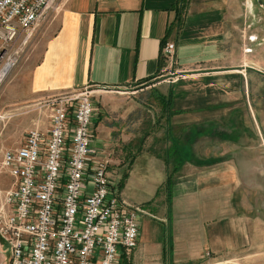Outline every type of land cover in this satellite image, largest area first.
Listing matches in <instances>:
<instances>
[{
	"label": "crops",
	"instance_id": "crops-1",
	"mask_svg": "<svg viewBox=\"0 0 264 264\" xmlns=\"http://www.w3.org/2000/svg\"><path fill=\"white\" fill-rule=\"evenodd\" d=\"M57 2L49 36L4 86L8 108L88 87L108 103L119 90L155 80L167 61L163 48L176 45L169 127L187 139L186 163L179 167L172 153L185 140L172 136L166 155L151 151L123 105L108 103L93 120L94 145L110 158L119 197L150 214L124 264H264V88L251 72L258 57L244 50L252 27H244L241 0H188L180 16L179 0ZM209 64L213 72L194 70ZM191 81H203L205 94L197 96ZM208 91L225 99L208 103ZM206 107L219 113L218 123L198 120ZM199 139L217 143L219 154L196 150ZM0 177L9 190L13 178Z\"/></svg>",
	"mask_w": 264,
	"mask_h": 264
},
{
	"label": "built area",
	"instance_id": "built-area-1",
	"mask_svg": "<svg viewBox=\"0 0 264 264\" xmlns=\"http://www.w3.org/2000/svg\"><path fill=\"white\" fill-rule=\"evenodd\" d=\"M57 1L0 0V44L9 47L21 35L28 41ZM162 53L174 63L176 45L167 43ZM12 56L14 69L18 54ZM41 108L47 124L29 131L24 146L1 162L0 172L14 180L0 193L6 264H124L150 214L121 199L109 177L111 161L94 145L91 93L52 96Z\"/></svg>",
	"mask_w": 264,
	"mask_h": 264
},
{
	"label": "rangeland",
	"instance_id": "rangeland-1",
	"mask_svg": "<svg viewBox=\"0 0 264 264\" xmlns=\"http://www.w3.org/2000/svg\"><path fill=\"white\" fill-rule=\"evenodd\" d=\"M241 2L243 3L244 10V27L245 29L252 27V29L244 35L245 39H247L245 43L243 40V44H245L244 50L246 53L248 52V56L256 54L255 56L258 57V60L254 61L257 64L253 67L256 68L257 71L251 70V72L258 75L256 78L258 79V83L260 82L261 84L260 88H264V0H241ZM249 2L252 4V8ZM57 4L58 2L45 14V17L42 19L41 23L32 33L30 42L26 40V35H22L21 38L19 37L16 42L9 47H3L0 44V74L3 68L8 64V59L13 57V54H18L16 57L18 61L16 67L12 69L8 76L5 77V79L0 83V168L5 152L14 151L23 147L29 131L36 128L37 125L41 128L47 124V119L45 117L46 111L41 108L43 102L17 105L8 108L5 106V101L3 99V90L4 86L10 81L12 74L21 66L23 62L22 59L27 55V53L35 48L34 46L38 41L49 36V31L53 25L51 24L52 19H56L57 14H54V12L57 9ZM252 35L257 36L258 38L257 42L253 44L251 43ZM249 65L252 66L251 64ZM204 68L205 69L200 66L194 68V70L201 73H210L215 70L212 64H209V66ZM196 73L197 72L189 73V75H194ZM178 76L177 69H175V67L173 68L171 62L166 61L161 68V74H159L155 80L138 82L132 86H129L126 90H119L118 92L122 94L111 95L116 99L114 98L108 102L115 105H123L121 108V111H123L122 116H128L129 120L140 122V128L137 129L138 133L140 134L139 137H137L139 141H141L143 144H146V146L151 151L163 155H166L165 152H167L168 148H170V138L172 136H176L178 139L180 138V141L185 140L186 142L187 140L182 137L183 132L180 130L178 132L174 128V131L172 130L173 132H171L169 127L170 108L166 109L165 107L170 101V88L175 83V80L178 78ZM185 76H187V74H185ZM191 83L196 84L197 96L205 94L204 89H200V85L204 84L203 81H191ZM85 89L91 93L92 102L98 107L97 117H99L100 108H105L106 104L108 103H106L104 100L102 101L99 95H95L94 88L88 87ZM96 90L115 91L106 89ZM207 93L210 94L209 91ZM211 95L212 94H210V96ZM224 96L225 95L223 93L215 94V96L212 95L210 97L211 101L208 99L209 101L207 102L218 104V100H220V98L221 100L225 99ZM211 109L214 108L206 107L205 112L200 113L198 120L202 119L207 123H218L219 113L214 112V110L209 111ZM116 115H119V113ZM229 116L231 115L229 114ZM178 146L183 157L188 159L189 154L191 156L193 155L191 151L190 153L188 152L187 142H182V144H178ZM197 149L203 154H219L220 152V147L217 143L213 145L208 143L205 144L203 140L200 139L197 141L196 150ZM128 165L129 162H127V166ZM1 173L7 174L5 172ZM3 189L4 188L0 190V193L7 191V189ZM262 203L263 201H261V204ZM143 220L144 219L141 220L140 224L143 222ZM263 244L264 242H261V245ZM8 254V245L1 243L0 264H5L8 259Z\"/></svg>",
	"mask_w": 264,
	"mask_h": 264
},
{
	"label": "trees",
	"instance_id": "trees-1",
	"mask_svg": "<svg viewBox=\"0 0 264 264\" xmlns=\"http://www.w3.org/2000/svg\"><path fill=\"white\" fill-rule=\"evenodd\" d=\"M187 1L188 0H179V16L181 15V11L184 10L186 4H187ZM145 82V81H144ZM170 102V103H169ZM168 102V104L165 106L166 109L167 108H170L171 107V104H172V97H170V101ZM172 153L176 154L179 156V160L177 161L178 164H179V167L182 166V164L186 163L187 162V158H183L182 157V152L179 150V146L178 145H175V147L172 149ZM176 162V163H177ZM179 168L177 167H174V169L172 170L173 172L171 173V175L169 176V179L167 181V184L166 186L167 187H170L171 183H172V179L174 177V175L177 173ZM126 179V177L124 178ZM122 188V184L119 185V190Z\"/></svg>",
	"mask_w": 264,
	"mask_h": 264
},
{
	"label": "bare ground",
	"instance_id": "bare-ground-1",
	"mask_svg": "<svg viewBox=\"0 0 264 264\" xmlns=\"http://www.w3.org/2000/svg\"><path fill=\"white\" fill-rule=\"evenodd\" d=\"M11 70H12V64L11 63H9L8 65H6L3 68V70L0 74V83L5 79L6 76H8V74L11 72Z\"/></svg>",
	"mask_w": 264,
	"mask_h": 264
}]
</instances>
